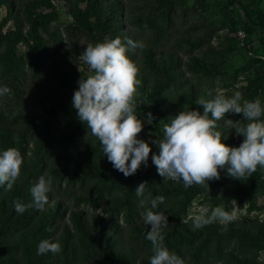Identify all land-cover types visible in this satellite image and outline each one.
<instances>
[{
    "label": "trees",
    "instance_id": "1",
    "mask_svg": "<svg viewBox=\"0 0 264 264\" xmlns=\"http://www.w3.org/2000/svg\"><path fill=\"white\" fill-rule=\"evenodd\" d=\"M60 1L71 16L62 30L53 25ZM2 8L7 13L0 20V85L11 91L0 96V150L18 148L24 165L12 190L0 188V264H150L151 225H145L135 194L145 181L153 196L166 197L158 209L169 219L165 244L185 264H264V217L194 230L195 216L188 212L207 181L188 187L164 181L151 154L148 164L125 176L72 107L79 80L92 72L89 66L79 69L82 52L116 37L143 42L128 55L140 70L136 113L156 117L139 134L153 153L159 149L151 141L163 137L164 124L184 109L203 112L196 100L215 93L217 81L226 95L238 90L245 99L264 101V0H0ZM239 31L246 34L244 46ZM255 36L257 48L251 43ZM235 54L246 63L233 67L228 58ZM226 118L244 119L231 112ZM218 127L227 135L224 143H242L244 137L234 129L228 133L223 121ZM45 172L53 177L46 210L17 213L14 201L29 202L30 187ZM221 175L227 183L220 189L240 208L247 202L249 212L263 210L257 199L264 197V167L242 180L224 169ZM218 205L216 200L205 215ZM45 238L59 241L61 251L38 255Z\"/></svg>",
    "mask_w": 264,
    "mask_h": 264
},
{
    "label": "clouds",
    "instance_id": "2",
    "mask_svg": "<svg viewBox=\"0 0 264 264\" xmlns=\"http://www.w3.org/2000/svg\"><path fill=\"white\" fill-rule=\"evenodd\" d=\"M143 42L120 37L106 39L103 42L89 44L82 52L81 59L92 70L87 77L79 80V87L72 98V107L78 119L87 126L103 149L104 156L113 167L125 176H132L151 161L165 180L183 182L185 187L221 176V169L227 175L241 179L251 176L258 167H264V101L260 97L245 99L241 91L226 95L222 90L209 91V98L200 97L196 104L199 109H184L164 124L163 137L151 141L159 151L153 153L149 140L139 138L145 127L144 118L136 113L135 96L141 83L139 67L128 55L129 50ZM7 85H0V96L10 93ZM243 114L244 119H227V113ZM154 114H147V122L153 123ZM223 121L229 130L234 129L244 139L239 146H230L223 142L227 137L218 122ZM89 132V131H88ZM24 157L16 147L0 150V188L12 190L20 178ZM53 177L47 172L40 175L38 181L30 187L32 199L25 203L17 198L14 206L19 214L27 209L46 210L49 193L52 191ZM135 194L139 197L142 219L145 225H151L146 238L152 243L153 255L150 264H185L182 256L165 244L164 229L169 224L168 215L159 211L166 201L162 194L152 195L145 181L138 185ZM207 212V209H205ZM235 219L233 213L217 206L210 214L197 215L192 228L199 229L218 221L226 225ZM61 251L59 241L45 238L39 241L37 254Z\"/></svg>",
    "mask_w": 264,
    "mask_h": 264
},
{
    "label": "rangeland",
    "instance_id": "3",
    "mask_svg": "<svg viewBox=\"0 0 264 264\" xmlns=\"http://www.w3.org/2000/svg\"><path fill=\"white\" fill-rule=\"evenodd\" d=\"M56 10L59 14V21L57 23H54L53 25L57 28H59L60 30L63 29V27L69 23L71 21V16L69 14V8L67 6V4L63 1L57 2L56 5ZM6 9L2 8L0 9V20L5 17L6 15ZM8 27H12V23L8 24L7 27L5 28V30ZM62 40H63V44H67V37L63 32L62 35ZM253 46L260 47V43L257 39V37L255 36L254 39L252 40ZM19 50L22 52L24 51V47L20 46ZM228 60L230 61L231 65L233 67L235 66H240L246 63L247 58L243 57L242 55H232L231 57L228 58ZM83 60H81L80 63V70L81 71H86L88 70V65L87 63H83ZM243 77L245 78V73H241L240 74V81L242 82L243 80V85L245 83ZM238 84V83H237ZM216 87L217 90H222L219 81L216 82ZM235 87V86H234ZM135 97H138V94H136ZM145 126L150 128L152 127V123L149 124L147 122V119L145 118ZM143 135H145L147 133V129H143V131L141 132ZM245 179H243V183H245ZM225 183H227V180L223 179V176L221 175L219 178L217 179H211L209 180V184L208 182L206 183V187H205V192L204 194H202L201 196L197 197L194 202L192 203L189 212H188V216L192 217V216H197L200 214H205L207 212H205V209H207V211L214 205V202L216 200L219 201V205L220 207L228 210L229 212L233 213L235 218H240V219H251L254 218L256 216L263 218L264 217V197L259 196L257 199V205L260 207H263V210H253L252 212L248 211L249 208V203L246 202L244 208H240L239 207V203L235 198H232L226 194H224L222 192V190L220 189V186ZM217 207V206H216Z\"/></svg>",
    "mask_w": 264,
    "mask_h": 264
},
{
    "label": "built area",
    "instance_id": "4",
    "mask_svg": "<svg viewBox=\"0 0 264 264\" xmlns=\"http://www.w3.org/2000/svg\"><path fill=\"white\" fill-rule=\"evenodd\" d=\"M236 37H237L238 41L240 42V45L244 46L245 43H246V34H245V32H243V31L237 32Z\"/></svg>",
    "mask_w": 264,
    "mask_h": 264
}]
</instances>
